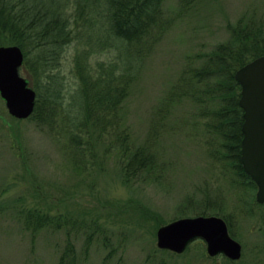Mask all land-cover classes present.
Returning <instances> with one entry per match:
<instances>
[{"label": "rangeland", "instance_id": "1", "mask_svg": "<svg viewBox=\"0 0 264 264\" xmlns=\"http://www.w3.org/2000/svg\"><path fill=\"white\" fill-rule=\"evenodd\" d=\"M184 2L163 3L166 27L140 60L124 100L123 123L135 144L144 142L156 108L169 94L188 56L227 42L228 26L253 27L264 40V0ZM83 28H78L79 39L66 47L50 71L63 77V103L77 88L72 57L76 44H87ZM100 32L99 24L95 33ZM95 42L90 41L94 48L90 60L93 64L108 60L112 53ZM34 55L32 51L29 58ZM25 68L21 66L19 73L34 87ZM39 85L45 91V81ZM195 108L182 103L171 109L174 113L164 119L165 132L156 139L161 149L157 175L129 183L114 152L101 156V141L95 142L101 166H84L76 161L77 156L70 159L74 155L63 147L62 136L55 139L46 126L13 117L0 96V264H56L67 230L79 264H264L263 208L255 200L257 187L249 191L231 185L225 171L212 163L199 140L202 126L192 114ZM252 198L256 204L250 202ZM213 209L230 217L233 228L228 232L241 244L239 259L209 256L200 238L191 240L180 253L157 247L160 225L181 217L219 216ZM29 210L61 216L63 226L26 228L23 215ZM202 210L207 212L199 213ZM88 225L96 233L89 245L81 234Z\"/></svg>", "mask_w": 264, "mask_h": 264}, {"label": "trees", "instance_id": "2", "mask_svg": "<svg viewBox=\"0 0 264 264\" xmlns=\"http://www.w3.org/2000/svg\"><path fill=\"white\" fill-rule=\"evenodd\" d=\"M184 1L180 0L181 3ZM164 2L0 0V45L15 44L22 49V67L30 71L34 83L36 100L27 119L42 128L46 126L55 139L62 136L65 139L63 147L74 155L70 159L77 156L76 161L87 167L101 166L102 159L99 161L95 149V142L101 141L104 149L100 155L103 157L114 152L123 179L131 183L134 178L157 175L161 149L156 139L165 132L164 119L180 104L188 103L196 107L192 114L202 126L199 140L206 146L212 163L225 171L231 185L253 191L256 184L239 161L243 110L238 103L240 85L234 78L238 68L264 54V40L253 27L228 26L227 42L216 45L209 52L188 56L169 94L156 108L144 142L135 144L130 139L121 110L139 70L140 60L153 48L166 27L162 10ZM99 24L101 32L96 34L95 27ZM80 27L87 44L75 45L72 73L78 84L68 101L63 103V77L50 71L56 67L66 47L79 39ZM90 41H98L96 47H104L105 52L112 53L111 57L93 64L90 58L94 48ZM32 51L35 55L29 58ZM43 81L45 91L40 90L39 83ZM250 202L253 203L254 199ZM257 205L263 208L261 217L264 223V203ZM215 212L222 216L230 232L233 228L230 217L219 209H213L212 213ZM23 217L26 228L32 229L46 227L56 230L64 223L61 216L39 210H29ZM82 229L81 234L89 245L96 233L89 229V225ZM103 244L105 246V242ZM75 247L67 230L56 264H79ZM218 255L227 259L223 254Z\"/></svg>", "mask_w": 264, "mask_h": 264}, {"label": "water", "instance_id": "3", "mask_svg": "<svg viewBox=\"0 0 264 264\" xmlns=\"http://www.w3.org/2000/svg\"><path fill=\"white\" fill-rule=\"evenodd\" d=\"M23 51L18 45H0V96L10 115L28 118L33 110L36 92L20 75ZM234 78L240 85L239 106L243 123L239 161L255 182V200L264 203V54L238 68ZM206 244V252L214 257L223 254L230 260L241 256V244L230 236L225 220L217 215L181 217L160 225L156 245L174 253L182 252L193 239Z\"/></svg>", "mask_w": 264, "mask_h": 264}]
</instances>
